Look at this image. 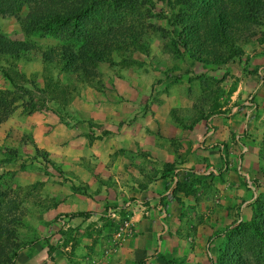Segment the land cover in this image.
I'll return each instance as SVG.
<instances>
[{
    "label": "rangeland",
    "instance_id": "obj_1",
    "mask_svg": "<svg viewBox=\"0 0 264 264\" xmlns=\"http://www.w3.org/2000/svg\"><path fill=\"white\" fill-rule=\"evenodd\" d=\"M203 8L190 0L114 7L131 33L95 63L92 79L44 64L36 52L0 59V93L16 104L0 123L2 264H214L226 228L250 219L264 196V24L240 29L229 43L209 40L228 59L205 64L180 43L183 19L203 17ZM26 12L0 15V34L41 48L71 43L24 33ZM44 114L61 122L93 115L101 133L90 131L93 158L64 169L39 149L33 130ZM115 123L156 141L162 169L145 170L155 161L134 142L116 150L94 141ZM117 159L133 168L125 185L100 167ZM157 174L166 180L148 189Z\"/></svg>",
    "mask_w": 264,
    "mask_h": 264
},
{
    "label": "trees",
    "instance_id": "obj_2",
    "mask_svg": "<svg viewBox=\"0 0 264 264\" xmlns=\"http://www.w3.org/2000/svg\"><path fill=\"white\" fill-rule=\"evenodd\" d=\"M190 1L202 4L205 15L196 20L186 15L180 43L190 57L205 64H220L228 59L208 48L209 40L229 43L240 29L252 23L264 24V0ZM128 2L131 0H0L3 16L15 14L24 6L27 8L19 19L24 33L41 31L71 41L68 45L41 48L28 40H13L0 34V59L36 52L44 64L54 65L75 77L92 79L96 73L95 63L107 59L126 33H131L122 16L114 10ZM202 24L208 28L206 42L197 33ZM13 97L0 93V123L15 109ZM262 173L264 175V171ZM226 229L214 264H264V196L254 200L248 221H238ZM5 253L15 255V250ZM3 259L6 261L0 257V264Z\"/></svg>",
    "mask_w": 264,
    "mask_h": 264
},
{
    "label": "crops",
    "instance_id": "obj_3",
    "mask_svg": "<svg viewBox=\"0 0 264 264\" xmlns=\"http://www.w3.org/2000/svg\"><path fill=\"white\" fill-rule=\"evenodd\" d=\"M87 120L90 122L88 123ZM95 121L96 119L93 115L84 119H77L75 122H61L56 116L44 114L41 118L37 119V123L33 130L34 143L39 149L45 150L49 157L61 161V166L64 169L78 168L80 161L84 162L86 159L93 158L95 155L93 147L96 144L91 141L92 135L90 131L93 132V136L101 134L100 130L97 132V127L93 124ZM134 128L136 129L134 137L137 138L139 142L135 141L134 137L131 136V132L126 123H121L120 126L118 123L111 124L110 127L103 126L102 130H107V134L102 136L101 140L94 139V141H112L111 146L116 150L124 147L127 149L128 146L131 147V145L126 146V141L128 142L127 144L134 142L137 146H143L145 149L149 150L148 153L146 152L147 150L143 153L144 158L151 157L152 160L155 161L151 163V165H149L148 162H145V170H147V167H152L157 170L162 169L163 160L159 159L158 151L160 146L158 143L156 141L145 142L144 137L140 135L141 130L138 129V126L136 125ZM184 132L190 136V130H185ZM184 146L187 145L184 143ZM103 155L106 156V154ZM100 167L112 171L115 183L121 185H125L124 183H126L129 177H131L127 171L133 170L132 166L127 164L125 160L120 161L119 159L113 160L112 162L110 161L108 164H104ZM132 174H134L135 177H139V179L142 178L141 173L136 175L135 172H132ZM123 175L126 178L122 177ZM143 177L145 176L143 175ZM163 180L166 179L157 174L156 179L148 184V189H150L151 186L154 187L156 185H161V181ZM154 226L155 223L152 221L151 223H146V225H144L145 230L150 227V231L154 229Z\"/></svg>",
    "mask_w": 264,
    "mask_h": 264
}]
</instances>
